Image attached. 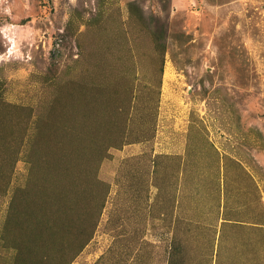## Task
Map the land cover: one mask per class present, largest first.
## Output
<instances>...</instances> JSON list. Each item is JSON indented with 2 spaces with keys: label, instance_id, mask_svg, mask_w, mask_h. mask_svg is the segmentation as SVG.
I'll return each mask as SVG.
<instances>
[{
  "label": "rangeland",
  "instance_id": "obj_1",
  "mask_svg": "<svg viewBox=\"0 0 264 264\" xmlns=\"http://www.w3.org/2000/svg\"><path fill=\"white\" fill-rule=\"evenodd\" d=\"M0 264H264V0H0Z\"/></svg>",
  "mask_w": 264,
  "mask_h": 264
}]
</instances>
